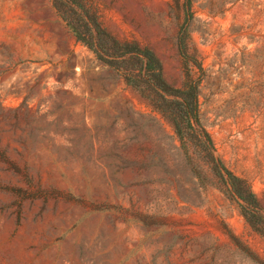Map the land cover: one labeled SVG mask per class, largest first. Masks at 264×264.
<instances>
[{
    "label": "rangeland",
    "instance_id": "374dc122",
    "mask_svg": "<svg viewBox=\"0 0 264 264\" xmlns=\"http://www.w3.org/2000/svg\"><path fill=\"white\" fill-rule=\"evenodd\" d=\"M86 2L175 87L186 39L216 157L264 211V0ZM174 136L54 0H0V264H264L226 176Z\"/></svg>",
    "mask_w": 264,
    "mask_h": 264
},
{
    "label": "trees",
    "instance_id": "16d2710c",
    "mask_svg": "<svg viewBox=\"0 0 264 264\" xmlns=\"http://www.w3.org/2000/svg\"><path fill=\"white\" fill-rule=\"evenodd\" d=\"M54 7L75 35L104 65L117 71L126 86L140 97L171 125L174 141L188 155L193 149L200 161L214 167L217 175L226 176L232 193L245 204L243 215L253 230L264 236V211L248 182L235 176L216 157L211 134L202 124L199 95L202 80L195 78L192 66L201 72L203 67L193 62L187 52L186 39H179V48L185 60V82L172 86L165 78L164 67L157 54L138 42L122 41L110 34L100 22L98 12L86 0H54ZM231 243L253 259L248 247L229 235Z\"/></svg>",
    "mask_w": 264,
    "mask_h": 264
}]
</instances>
